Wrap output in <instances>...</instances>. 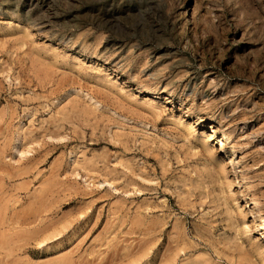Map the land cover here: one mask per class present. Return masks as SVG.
Instances as JSON below:
<instances>
[{
  "label": "rangeland",
  "instance_id": "rangeland-1",
  "mask_svg": "<svg viewBox=\"0 0 264 264\" xmlns=\"http://www.w3.org/2000/svg\"><path fill=\"white\" fill-rule=\"evenodd\" d=\"M264 0H0V264H264Z\"/></svg>",
  "mask_w": 264,
  "mask_h": 264
},
{
  "label": "bare ground",
  "instance_id": "bare-ground-1",
  "mask_svg": "<svg viewBox=\"0 0 264 264\" xmlns=\"http://www.w3.org/2000/svg\"><path fill=\"white\" fill-rule=\"evenodd\" d=\"M264 257V256H263Z\"/></svg>",
  "mask_w": 264,
  "mask_h": 264
}]
</instances>
